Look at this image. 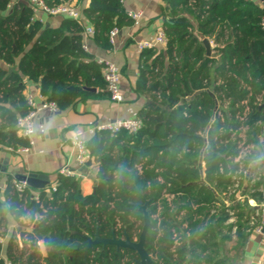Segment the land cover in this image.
Instances as JSON below:
<instances>
[{"label":"trees","instance_id":"16d2710c","mask_svg":"<svg viewBox=\"0 0 264 264\" xmlns=\"http://www.w3.org/2000/svg\"><path fill=\"white\" fill-rule=\"evenodd\" d=\"M43 1L52 7L61 0ZM166 1L167 48L145 49L141 57L136 90L149 97L140 115L142 129L136 134L99 131L88 138L92 159L87 166L97 168L91 194L83 193L76 175L59 174L43 189L19 190L11 175L0 182L5 188L0 192V264H136L137 253L129 249L101 244L87 254L84 249L96 232L109 238L113 231L118 237L126 231L138 240L144 222L138 205L146 200L152 219L146 248L155 264L238 263L257 209L249 205V187L244 191L243 183L239 197L230 194L239 164L234 162L237 139L229 129L241 127L236 116L251 92L244 124L248 141L261 144L264 101L256 98L264 93V7L251 0ZM80 10L94 28V40L105 48L114 28L133 23L122 0H89ZM85 29V23L66 16L57 27L44 25L27 0H0L1 145H28L16 125L31 111L27 80L39 82L41 94L59 110L109 97L103 64L85 48ZM205 38L216 45L210 55ZM83 84L100 91L89 92ZM215 99L219 108L208 128ZM226 102L222 120L218 111ZM258 150L245 163L256 160ZM165 193L174 195L171 204ZM26 215L31 226L22 223L9 233V216L18 221ZM174 231L180 237L175 251Z\"/></svg>","mask_w":264,"mask_h":264},{"label":"crops","instance_id":"0c3cea01","mask_svg":"<svg viewBox=\"0 0 264 264\" xmlns=\"http://www.w3.org/2000/svg\"><path fill=\"white\" fill-rule=\"evenodd\" d=\"M74 1L77 3V0ZM251 1L263 7L262 2L259 0ZM78 3L77 5L80 8L85 7L89 5V0H82L81 4ZM122 3L127 13L141 12L142 16L133 19L130 26L121 28L110 48L103 47L94 40L93 36L85 35V33L84 44L86 50L95 60L111 61L118 66L121 74L120 87L124 94V100L115 102L111 99V95L106 98L91 97L79 100L65 110H55L41 94L39 82L27 80L25 95L27 101L28 98L33 100L34 105H32V108L36 111L34 129L31 140L20 136L19 133L18 135L27 140L28 145L24 146H28L29 151L19 153L18 148L21 146H4L0 144L1 183L6 182L8 175L16 179L18 174L38 173L49 176L47 186H50L55 183L61 170L67 167L81 178L82 190L85 195L93 192L95 183L89 179L88 175L95 176L97 168L95 165L88 167L78 163L76 149L70 143L69 138L78 128L108 123L115 119L140 118L141 112L146 109L149 97L136 90L143 52L139 49L137 43L143 40H152L157 31L163 27L164 19L167 16L163 12L167 7L166 0H122ZM65 16H51L40 12L37 18L44 25L57 27ZM83 23H85V26L90 25L86 19ZM208 40L210 41V39ZM210 44L211 53H214L215 45L211 41ZM166 48L167 46L157 47L159 50H166ZM89 88L96 89L89 91L94 94L100 91L99 88L94 86ZM223 107L221 108L222 111L225 110ZM227 114L228 118L231 119L230 114L228 112ZM94 134H87V141ZM259 137L261 144H257L256 147H258L260 155L256 160L253 159L249 163H244L246 173H243L240 180V184H244L242 185L244 191H246V187H249V190L245 193H247L249 205L254 206L255 209L260 208L264 203L262 193V189L264 190V132ZM256 181L261 182L260 187L257 189L254 187ZM20 224H22L20 220L16 221L13 216H9V233L17 230ZM237 261V264H264V228L261 231L251 230L244 252L239 258L237 257Z\"/></svg>","mask_w":264,"mask_h":264},{"label":"built area","instance_id":"2783aa9c","mask_svg":"<svg viewBox=\"0 0 264 264\" xmlns=\"http://www.w3.org/2000/svg\"><path fill=\"white\" fill-rule=\"evenodd\" d=\"M27 3H29V5L32 7L36 18L40 12H43L51 16L66 15L78 22L81 21L83 22L85 19L81 13L80 8L78 7L75 1L61 0L60 3L52 7L48 6L43 0H27ZM128 16L131 17L132 19H138L142 16V13L129 12ZM261 25L264 28V17L261 21ZM119 31H120L119 28H114L109 33V39L111 43L115 42V37L119 33ZM93 33H94V28L91 25L86 26L85 35L92 36ZM167 43H168L167 35L164 28L162 27L157 31L155 37L152 40L140 41L137 43V46L139 47L140 50H145V49L156 48L158 46H167ZM211 43L213 42L211 41ZM98 62L100 64H103V72H102L103 78L106 82V88L111 95V99L115 102L123 101L124 94L121 91V87H120L121 74L118 66L111 61L99 60ZM247 89L249 90V92L251 91L249 87H247ZM250 96H251V92L249 93L247 98L242 101L241 103L242 111L239 112V114H237L236 116L238 121L242 123L241 127L239 129H233V128L229 129L233 137L237 139L238 155L236 156V158H234V162L239 164V169L235 172V176H234L235 180L232 188L230 189V193L239 194L238 190L240 187V180L243 173H245L244 170L245 160L252 154V152L256 148V145L253 142L248 141L247 133L249 127L246 124H244L246 123L248 115L251 112V108L249 105ZM256 99L259 103H262L264 101V93L258 95ZM28 103L31 106V111L24 116L18 117L16 125L20 136L31 140V135L34 129V118L36 116V111L35 109L32 108V105L34 104L31 98H28ZM228 104L229 103L226 102L223 108L226 109L228 107ZM50 105L53 107V109L55 110L58 109L56 103L50 102ZM218 116L222 120H224V112L222 110L218 111ZM142 126H143V122L140 118L115 119L108 123L90 125L86 128H78L69 138V141L76 149V159L78 163L80 165H87V163L92 159L90 151L87 147V134H94L99 131H109L111 133L128 131L129 133L136 134L142 129ZM262 126L264 130V123H262ZM18 151L19 153H26L29 151V148L28 146H21L18 148ZM137 168L141 172L143 169V165L139 164ZM60 174L67 176L75 175V173L67 167L63 168ZM13 184L19 190H23L26 187H29L26 181H19L18 179H14ZM4 189H5L4 186H2L0 183V192L3 193ZM53 189L55 190L56 188L53 187ZM262 193L264 197L263 189H262ZM165 198L167 199L169 204H171L174 195L165 193ZM36 199L38 198L36 197ZM159 210H161V207L159 208ZM229 214L231 216L229 222L231 223L235 222L236 218L234 215V211L229 210ZM158 216L159 214L156 215V217ZM20 221L28 227H30L33 222V220L29 215L20 218ZM250 225L253 226L254 229L257 231H261L264 228V203L261 205L260 208L257 209L255 214L252 216ZM235 230L236 227H234L233 231L235 232ZM178 245H180L179 233L174 231V246H173L174 251Z\"/></svg>","mask_w":264,"mask_h":264},{"label":"water","instance_id":"95a60500","mask_svg":"<svg viewBox=\"0 0 264 264\" xmlns=\"http://www.w3.org/2000/svg\"><path fill=\"white\" fill-rule=\"evenodd\" d=\"M262 2L263 7H264V0H259ZM204 44L207 49L208 55L211 54V44L208 39H204ZM83 88L86 89L87 91H94L96 90L95 88H89L83 85ZM213 95V93H211ZM264 107V103L260 105V109ZM218 109V100L215 99V108L213 115L211 117V121L208 125V128L211 126V124L215 120V113L216 110ZM89 179H91L94 183L97 182V179L95 178L94 175L89 174L88 175ZM16 179L19 181H26L28 185L34 189H43L49 184V176L45 174H38V173H29L27 175H16ZM149 201L146 200L144 204L138 205L139 208H141L143 212V226L139 235L138 240H132L130 236L124 232V237H118L116 236L115 232H112V236L109 238L101 237L98 232L94 234L92 237H88V243L87 246L84 249L85 254H87L88 250L92 246H96L101 244L102 247H106L107 245H114L116 249L119 251L120 249H129L132 251H135L137 253V257L133 259L134 263L136 264H155V260L153 257L149 254L147 248H146V239H147V234L149 232L152 219L150 216V212L147 209Z\"/></svg>","mask_w":264,"mask_h":264},{"label":"rangeland","instance_id":"374dc122","mask_svg":"<svg viewBox=\"0 0 264 264\" xmlns=\"http://www.w3.org/2000/svg\"><path fill=\"white\" fill-rule=\"evenodd\" d=\"M263 132H264V130H263ZM245 170V169H244ZM245 173H246V170H245ZM238 193L239 194H236L238 197H239V195H240V189L238 190ZM230 194H233V193H230ZM225 202H227V201H225ZM228 203V202H227ZM231 210V209H230ZM159 211H161V210H159Z\"/></svg>","mask_w":264,"mask_h":264}]
</instances>
